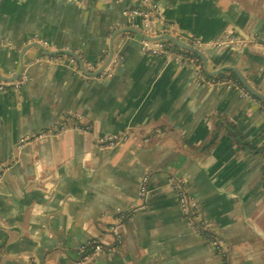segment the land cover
<instances>
[{
    "label": "crops",
    "instance_id": "obj_1",
    "mask_svg": "<svg viewBox=\"0 0 264 264\" xmlns=\"http://www.w3.org/2000/svg\"><path fill=\"white\" fill-rule=\"evenodd\" d=\"M152 1L159 28L183 41L244 39L200 49L209 70L235 66L264 94V0ZM140 5L0 0V81H15L21 60L27 77L0 90V264H264L262 102L144 51L142 20L129 13ZM112 48L113 75L97 78ZM46 50L102 65L48 62ZM124 133L117 146L97 144ZM171 179L196 201L201 229ZM115 230L117 247L78 263L98 239L116 245Z\"/></svg>",
    "mask_w": 264,
    "mask_h": 264
},
{
    "label": "built area",
    "instance_id": "obj_2",
    "mask_svg": "<svg viewBox=\"0 0 264 264\" xmlns=\"http://www.w3.org/2000/svg\"><path fill=\"white\" fill-rule=\"evenodd\" d=\"M140 6L138 8L132 9L129 13L131 16H139L143 23V32L146 36L156 38L155 40H148L143 38L142 39V47L144 51L148 52L152 55H159L164 56L166 58H171L178 62H189L192 63L196 69V74L200 78L201 82L203 83H226L228 81L233 80H216V79H209L206 77V74L203 69L202 60L194 55H190L187 53L186 49L183 48H175L172 43H167L166 39H158L159 36L164 34H172V28L167 30L159 28V23L163 21V16L160 11L156 8L153 4L152 0H140ZM194 47L202 48V46H216V47H224V46H233V45H242L246 41L238 36L232 35H225L213 42H202L199 39L189 38L184 41ZM261 46L264 48V42L261 43ZM47 58V59H46ZM45 59L48 62H65L68 61L69 63L78 64L77 59L71 55H61L57 54L55 56L46 57ZM40 61L41 59H36ZM102 63H93L90 61H83L82 66L83 70L87 72H95L101 67ZM80 70V69H78ZM113 75V69L109 67V65L98 75H95L97 78H108ZM27 77L23 76L22 78L15 80V81H0V90H5L11 86L14 87H21L26 82ZM236 82V81H234ZM240 85L238 82H236ZM241 86V85H240ZM243 92L248 96H253L244 86H241ZM256 98V97H254ZM259 100V99H258ZM264 108V103H262ZM46 134H41L40 137H44ZM129 138V134H110L105 136H100L97 138V144L101 148L106 147H114L118 144L122 143L123 141ZM149 176H144L141 184L140 196L142 199H146L147 195L149 194L148 188V180ZM180 199V205L184 217L188 221V223L197 229H201L203 226V222H201L198 216V208L196 201L188 194L183 182L181 181H174L171 179ZM117 244L116 245H108L103 240L98 239L94 241L91 245L83 248V255L78 263L88 262L100 257L103 253L113 250L117 245L121 242V235L120 233L115 230ZM213 243L218 249V252L221 255H225L226 253V242L220 236L214 235Z\"/></svg>",
    "mask_w": 264,
    "mask_h": 264
},
{
    "label": "water",
    "instance_id": "obj_3",
    "mask_svg": "<svg viewBox=\"0 0 264 264\" xmlns=\"http://www.w3.org/2000/svg\"><path fill=\"white\" fill-rule=\"evenodd\" d=\"M128 30V29H127ZM140 34L143 36V38L145 39H148V40H155L156 38H152V37H149V36H146L144 33L140 32ZM246 38H249V36H247ZM158 39H166L168 41H170L172 44H174L175 46L177 47H180V48H183V49H186L190 52H193L197 55H199L202 59V62H203V68L205 70V72L210 75V76H214V75H217L218 73H220L221 71H224V70H229V71H232L234 72L239 80L241 81V83L243 84V86L253 95L255 96L256 98H259L261 100H264V94L259 92L256 88H254V86H252L250 84V82L248 81V79L246 78V76L235 66H232V65H226V66H223L217 70H214V71H211L209 70L208 68V58L206 56V54L204 53V51H202L201 49L197 48V47H194L186 42H184L183 40H181L180 38L176 37V36H173V35H170V34H164L162 36H159ZM35 45H38L39 44H35ZM46 53L48 55H57V54H69L71 56H74L75 58H77L80 63L83 62V60L81 59V57L76 53L74 52L73 50H58V51H48L46 50ZM114 55V50L113 48L110 50V54H109V57L107 59V61L104 63V65L98 70V72L96 73V75H98L100 72H102L107 66L108 64L110 63V61L112 60V57ZM23 69H24V62L23 60H21V65H20V70L15 78L18 79L20 77V75L22 74L23 72ZM0 78L4 79V80H7V78H3L2 75L0 74ZM14 80V79H12Z\"/></svg>",
    "mask_w": 264,
    "mask_h": 264
},
{
    "label": "trees",
    "instance_id": "obj_4",
    "mask_svg": "<svg viewBox=\"0 0 264 264\" xmlns=\"http://www.w3.org/2000/svg\"><path fill=\"white\" fill-rule=\"evenodd\" d=\"M167 43H171L170 41L166 40ZM174 45V44H173ZM175 48H178L177 46L174 45ZM186 51L187 53H189L190 55H194V56H197L201 59V57L193 52H190L188 50H184ZM209 79H216V80H233V81H236L238 82L241 86H243V84L241 83V81L239 80L238 76L232 72V71H226V72H221L219 73L218 75L216 76H213V77H209L207 76ZM255 97V96H254ZM259 99V98H257ZM262 103H264V100H261L259 99Z\"/></svg>",
    "mask_w": 264,
    "mask_h": 264
}]
</instances>
